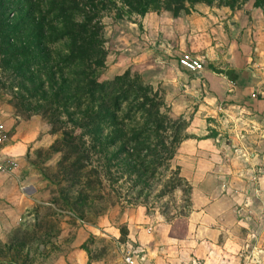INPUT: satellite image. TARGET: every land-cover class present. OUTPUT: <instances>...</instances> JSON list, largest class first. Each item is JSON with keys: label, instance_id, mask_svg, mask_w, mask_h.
Wrapping results in <instances>:
<instances>
[{"label": "rangeland", "instance_id": "rangeland-1", "mask_svg": "<svg viewBox=\"0 0 264 264\" xmlns=\"http://www.w3.org/2000/svg\"><path fill=\"white\" fill-rule=\"evenodd\" d=\"M76 1L90 11L95 41L80 67L65 68L58 66L57 43H50L48 55L39 56L34 28L40 20L36 18L42 17L41 23L49 28L54 11L39 5L29 31L25 10L14 11L18 0H0V120L9 129L5 151L18 165L12 175L0 174V264H124L122 245L128 240V225L142 223L139 220L146 215L161 217L172 225L170 236H184L192 210V188L176 180L179 166L174 158L179 142L193 136L190 122L198 104L179 98L173 109L179 85L173 84L176 78L168 71V62L154 66L153 56L143 53L151 44L144 36L142 15L132 11L137 2L132 7L129 0ZM254 1L161 0L147 13L176 16L201 12L206 6L233 11L250 8ZM256 8L264 15V7ZM81 16L77 20H83ZM214 40L218 41L217 35ZM219 41L212 50L218 55L221 49L217 48H227ZM67 43L65 39L59 45L63 48ZM173 45L170 53L165 47L157 48L163 59L177 57ZM159 71L173 78L170 86L159 81ZM125 74L143 84L139 93H144L147 104L153 99L152 113L166 117L160 137L138 147L127 145L123 136L130 138L148 116L111 94L118 91L111 92L116 76ZM91 83L105 88L94 94L97 99L92 103L81 96ZM227 103L223 100L212 107L216 114L207 117V135L220 137L222 158L235 156L247 162L250 156L238 152L245 149L233 141L231 131H235V116L248 113ZM97 113H108L110 120H120L127 128L102 126ZM243 126L236 127L239 136L245 134ZM157 140L166 145L173 140L176 146L159 147Z\"/></svg>", "mask_w": 264, "mask_h": 264}, {"label": "crops", "instance_id": "crops-1", "mask_svg": "<svg viewBox=\"0 0 264 264\" xmlns=\"http://www.w3.org/2000/svg\"><path fill=\"white\" fill-rule=\"evenodd\" d=\"M245 8L206 6L201 12L146 13L140 19L151 44L143 53L153 56L154 66L168 62L176 78L173 83L159 71V81L179 85L173 109L179 98L198 104L190 122L193 136L180 143L174 158L180 176L192 187L184 236H170L172 225L161 217L146 215L142 223L128 225V242L144 249V264H264V15L254 6ZM219 40L227 45L217 48L220 55L212 53ZM172 45L177 57L163 59L157 48L170 53ZM186 51L204 58L201 72L178 66ZM223 100L248 113L235 116L236 136L230 130L233 141L245 149L238 152L250 156L247 162L233 156L227 163L219 154L220 137L207 135V117L215 116L212 107ZM242 126L246 131L239 136L236 127Z\"/></svg>", "mask_w": 264, "mask_h": 264}, {"label": "trees", "instance_id": "trees-1", "mask_svg": "<svg viewBox=\"0 0 264 264\" xmlns=\"http://www.w3.org/2000/svg\"><path fill=\"white\" fill-rule=\"evenodd\" d=\"M128 1V0H127ZM18 8L14 9V11L17 10H25L26 17L29 21V27H27V30L31 31V25H33V21L35 19H32L33 14L35 11H39V5H42L43 9H48L49 12L53 10L54 12H51V19L47 22L49 24V28L45 27V25L42 22V17H37L36 19L40 20L37 21L35 24L34 30L37 31V36L39 37V43H38V49H39V56L42 55H48V49L50 43H57V51H56V57L58 58V66H63L65 68H77V66L80 67L81 61H83L84 56L86 55L87 50L91 48L93 45L94 35L95 33L90 32V24L89 21L91 20L90 11H86L83 6L78 3L76 0H18ZM133 2H137L136 6L131 9L138 15H145V13L148 12V10L157 8L161 4V0H129L128 3L130 6L133 7ZM209 2V1H208ZM254 7H264V0H255L254 1ZM45 11V10H44ZM49 14V13H48ZM83 16V20H77V16L81 15ZM81 16V17H82ZM82 19V18H81ZM56 27H59V34L56 32ZM25 31V29H23ZM64 38V39H63ZM17 38H14V40ZM65 39H68V45L61 48L59 45V42L65 41ZM94 41H93V40ZM64 55V56H63ZM95 74V71L92 72V75ZM114 83V84H113ZM112 83V89L111 92H116L113 95V98L116 101L127 100L130 101V103L134 104L131 109H135L136 111H140L146 116H148V119L144 122V124L141 126V128L137 130H133L131 133V137L127 139V137L124 135L123 140L128 145L130 144L133 147H138L140 145H145L151 142V139L160 137L161 131L164 129V120L166 117L164 115H160L157 113H152L151 108L154 107L153 99H151V103L147 104V99L144 97V93H139L143 88V84L141 82H138L136 79H131L129 75L127 74L122 76H116L114 82ZM92 84V83H91ZM111 85V83H107L106 86ZM103 84H100L99 86H94V84L91 85L94 89L91 90V87L83 93L81 96L83 98L88 97V100L90 103L97 99L95 97V93L105 89L103 87ZM105 86V87H106ZM146 88V86H145ZM149 88V87H148ZM94 91V92H93ZM81 96L78 97V102H82ZM101 120V125H111L113 127H116L115 130L120 131L123 127L127 128V126L122 121H115L110 120L108 113H106L105 116L100 115V113H97L96 118ZM123 119H129V117H123ZM101 126V127H102ZM99 129L94 121L93 124V130ZM124 130V129H123ZM158 132L159 135H158ZM182 141L179 142L176 151ZM158 143L159 147L163 148H170L173 149L176 146V142L173 140L166 145L162 140L156 141V144ZM124 152H127L124 150ZM173 150L168 153V159H172L173 157ZM177 153V152H176ZM178 170V172H177ZM138 172V171H137ZM144 174V173H143ZM153 175V172L151 173ZM176 180L178 182L184 181L187 187L190 188L191 191V185L180 176L179 173V167L176 168ZM172 231H170L171 235ZM122 234H125V230L122 229ZM173 235V234H172Z\"/></svg>", "mask_w": 264, "mask_h": 264}, {"label": "built area", "instance_id": "built-area-1", "mask_svg": "<svg viewBox=\"0 0 264 264\" xmlns=\"http://www.w3.org/2000/svg\"><path fill=\"white\" fill-rule=\"evenodd\" d=\"M180 68L189 72H201L204 69V58L195 56L191 52H182L177 59ZM10 140L9 129L0 120V174L12 175L17 169V161L6 153V147ZM131 242V241H130ZM128 242L122 245L124 264H144L145 251L136 242Z\"/></svg>", "mask_w": 264, "mask_h": 264}]
</instances>
